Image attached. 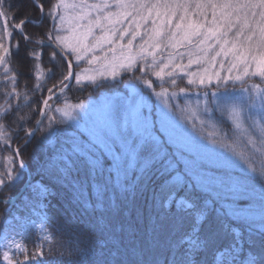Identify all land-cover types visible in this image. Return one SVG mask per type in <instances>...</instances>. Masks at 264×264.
<instances>
[{"label": "snow or ice", "instance_id": "6c2138e0", "mask_svg": "<svg viewBox=\"0 0 264 264\" xmlns=\"http://www.w3.org/2000/svg\"><path fill=\"white\" fill-rule=\"evenodd\" d=\"M0 210V264H264V0H0Z\"/></svg>", "mask_w": 264, "mask_h": 264}, {"label": "trees", "instance_id": "16d2710c", "mask_svg": "<svg viewBox=\"0 0 264 264\" xmlns=\"http://www.w3.org/2000/svg\"><path fill=\"white\" fill-rule=\"evenodd\" d=\"M25 2L27 3V0H25ZM26 31L29 32V33H34V32H37L38 29L34 28L32 25H28ZM17 38H19V37H17ZM20 82H21V86H23V84H24V78L23 77L21 78V81ZM120 88H121L120 85H115V89H116L115 92L112 91L111 89H109V90L103 91L102 94H101V96L102 95L111 96V95L117 94L119 92ZM70 95L73 96V99L74 100L77 97L79 99H86L87 96H88V93L85 92L83 94L76 93V94H70ZM95 99L96 98H95V94H94V100ZM35 147H36L35 142H33L32 145H29V147L27 149L26 155L31 154L33 152V150H34ZM53 205H54V207L52 208V212L57 217H59L61 213H64V212L67 211L61 205H59L55 200L53 201ZM2 218H3V212H2V210H0V221H2ZM35 239H36L35 235L33 233H31V232H29L28 235L25 238V242L27 243V245H28V247H29L30 250H32V248H33V242L35 241ZM46 250H47V246H46Z\"/></svg>", "mask_w": 264, "mask_h": 264}, {"label": "rangeland", "instance_id": "374dc122", "mask_svg": "<svg viewBox=\"0 0 264 264\" xmlns=\"http://www.w3.org/2000/svg\"><path fill=\"white\" fill-rule=\"evenodd\" d=\"M114 95H116V94H114ZM111 96H113V95H111ZM108 97H110V96L102 95L98 100L95 99L94 101H95L96 103H102V102H103L105 99H107Z\"/></svg>", "mask_w": 264, "mask_h": 264}]
</instances>
